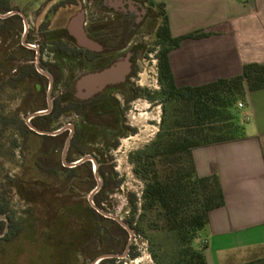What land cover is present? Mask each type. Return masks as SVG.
<instances>
[{"label":"rangeland","instance_id":"obj_1","mask_svg":"<svg viewBox=\"0 0 264 264\" xmlns=\"http://www.w3.org/2000/svg\"><path fill=\"white\" fill-rule=\"evenodd\" d=\"M133 1L147 8L150 17L134 39L139 50L134 56L136 74L120 91H112L113 94L118 93L119 98H103L102 103V109H112L114 106L121 114L119 129L111 131L94 126L84 122L83 116L73 114L61 117L53 125L56 129L70 121L75 124L79 137L72 159L84 155L100 158L104 170L112 171L116 181H121L118 188L106 193L103 203L106 212L116 215L127 224L130 217L129 196L135 193L140 197L144 188V183L133 172L131 156L149 147L159 132L162 118L155 36L162 17L154 0ZM12 3L26 11L29 22L35 26L52 9V0H13ZM87 8L91 17L101 15L95 7ZM37 11L41 16L35 19ZM73 13L71 10V15ZM63 14L61 21L68 16V13ZM21 33L22 30L15 33V41L20 40ZM71 89L73 87H57L54 95L72 92ZM138 89H142V95L132 98ZM106 94H111V91ZM9 95V91L0 92V117L14 115L17 123L10 129H5L0 123V197L9 204L8 215L22 222L23 229L13 242H5L0 247V264H90L101 253L122 254L120 242L112 241L111 244L98 234L100 225L109 230L110 223L100 222L91 216L93 221L88 224V195L93 187L90 177L85 170L68 174L60 170L59 166L53 169L46 167L45 171L37 166L34 155L41 148V139L34 135L21 139L17 130L20 121H26L34 108L30 101L25 104L24 98H8ZM45 101L46 98H43L34 107L40 108L46 104ZM239 104L236 107L243 119ZM127 127L133 128L135 133L123 136ZM61 154L62 149H59L49 160L58 163ZM148 235L145 237L133 231L130 251L135 249L139 255L134 260L125 258L120 264H162L153 257V252L160 254L159 245L163 244L164 235ZM194 246L199 248V239Z\"/></svg>","mask_w":264,"mask_h":264},{"label":"trees","instance_id":"obj_2","mask_svg":"<svg viewBox=\"0 0 264 264\" xmlns=\"http://www.w3.org/2000/svg\"><path fill=\"white\" fill-rule=\"evenodd\" d=\"M156 5L162 17V22L155 31L162 118L159 132L149 147L131 156L133 172L144 183V188L140 197L135 193L129 196L128 224L133 231L145 237H149L148 233L164 235V242L159 245L160 254L153 252V257L158 262L208 264L204 246L200 244L199 248H196L194 243L207 226L209 214L222 208L225 198L217 175L200 177L197 174L193 151L244 138L236 106L245 101L247 93L264 89V65H244L241 75L220 79L211 84L178 87L171 71L170 52L177 49L184 39H200L208 34L195 31L182 37H173L165 4ZM135 93L139 97L143 92L138 89ZM75 106L78 113L83 115L84 122H104V116L99 113L89 118L88 114L86 115V104L76 102ZM23 127L28 130L25 125ZM78 137L79 131L72 140L73 147L76 146ZM58 139L60 137L55 138ZM84 167L92 179L93 190L96 184L91 165L86 163ZM77 169L79 168L71 169V172H76ZM104 171L103 167L99 168L98 172L102 177L105 175ZM120 184L121 181H116V177L110 174L104 179L101 190L94 196L95 204L106 210L104 196ZM8 214L9 204L0 197V215H7L10 222L7 232L0 237V247L5 242H13L23 229L22 222L16 221ZM86 214L89 225L93 221L92 217L100 222L110 223L109 230L101 225L98 227L100 238L108 240L111 244L112 241L120 242L121 250L125 249L129 235L123 227L116 221L103 217L90 206ZM5 229L6 223L1 221L0 235ZM138 255L135 249H132L128 258L134 260ZM159 257H162V260H159ZM118 261L109 259L100 264H115ZM241 264H264V257Z\"/></svg>","mask_w":264,"mask_h":264},{"label":"crops","instance_id":"obj_3","mask_svg":"<svg viewBox=\"0 0 264 264\" xmlns=\"http://www.w3.org/2000/svg\"><path fill=\"white\" fill-rule=\"evenodd\" d=\"M154 1L165 4L173 37L208 34L184 39L170 52L178 87L211 84L241 75L244 65H264V0ZM240 104L244 138L193 151L197 174L217 175L225 198L200 234L208 264L264 257V89L247 93Z\"/></svg>","mask_w":264,"mask_h":264},{"label":"flooded vegetation","instance_id":"obj_4","mask_svg":"<svg viewBox=\"0 0 264 264\" xmlns=\"http://www.w3.org/2000/svg\"><path fill=\"white\" fill-rule=\"evenodd\" d=\"M12 1L0 0V92H11L8 98H24L25 104L30 101L34 109L27 115V119L32 116L29 122L33 127L44 132H59L56 135L39 134L29 127L26 119L24 122L20 121L17 129L19 135L21 139L27 138L28 135L41 139V148L34 155V161L39 168L45 171L46 167L53 169L59 166L60 170L67 171L68 174H71V169L79 168L77 171L85 170L86 175L90 177L84 167L86 163H90L96 184L92 161L71 167L72 163L83 157L72 159L74 152L72 140L78 131L77 126L71 121L56 129L53 125L63 116L69 117L71 114L83 116L76 110L75 103L79 102L86 104V115L88 114L89 118L95 113L105 118L104 122L99 124L87 123L111 131L119 129L121 114L115 110L114 106L110 110L102 109L103 98H119L118 93L113 94L112 91H120L136 74L134 56L139 50L138 43L134 42V39L150 18L148 9L144 8L140 2L133 0H52L51 12H47L35 26L29 22L26 11L17 8ZM88 6L95 7L101 15L97 18L91 17ZM71 10L74 11L72 15ZM64 12L68 13V16L61 21L65 15ZM10 13L13 14L7 16ZM79 15L83 18L82 28L86 37L96 45L94 48L80 46L72 33L73 20ZM39 16L41 15L37 11L34 18ZM20 30H22L21 38L17 42L14 40L17 39L15 33ZM127 54L131 55L129 59L131 71L124 82L106 85L101 92L85 97L89 99H79L82 97H79L75 90L79 78L86 74L101 72ZM61 86L73 87L72 92L65 91L55 96V89ZM107 91H111V94H106ZM135 96L134 94L132 98ZM43 98H46V104L35 108L34 105H38ZM0 123L5 129H10L17 123V119L14 115L13 117L1 116ZM24 125L28 130L24 129ZM71 126L74 132L63 158L66 141L71 136ZM132 132L135 133V130L127 127L122 135L133 134ZM58 137L60 139L55 140ZM59 149H62L61 160L58 163L50 161V157ZM92 157L96 160L99 171V168L103 167L102 159ZM104 172L103 177L99 174L101 179H107L110 174L115 176L112 171ZM128 254L129 252L125 258H128ZM125 258L112 259L119 260L118 263L116 262L119 264Z\"/></svg>","mask_w":264,"mask_h":264},{"label":"water","instance_id":"obj_5","mask_svg":"<svg viewBox=\"0 0 264 264\" xmlns=\"http://www.w3.org/2000/svg\"><path fill=\"white\" fill-rule=\"evenodd\" d=\"M11 14H13V13L8 14L7 16H9ZM82 21H83V18L81 15L77 16L73 20L72 33L76 37L78 44L80 46L85 47V48H94V47H96V45L86 37V35L83 31ZM25 27L27 28L26 23H25ZM130 56H131L130 54H127L124 58L117 61L115 64H113L109 68L104 69L101 72L86 74V75H83L81 78H79L76 82V85H75V90L77 92V95L79 97H82L79 99H82V100L89 99V98H85V97H90L96 93L101 92L106 87V85L124 82L126 80L127 76L129 75L130 71H131V62L129 60ZM31 117H29L27 119V124L29 125V127H31L33 130H35L37 133L47 134V135H56L59 133V132L51 133V132H44V131L38 130L37 128L33 127L30 124L29 121H30ZM73 132H74V128L71 126V136L66 141L64 151H63V158H65L66 152H67L69 144H70V139L72 138V135H73ZM86 161H92L93 162V173H94L96 181H97L95 188L88 195V201L90 203V206L97 213L104 216L105 218H109V219L116 221L130 235L129 242L126 246L125 252L122 255L103 254V255H100L99 257H97L90 264H98L105 259L125 258L127 256V253L130 250V246H131V243L133 240V230L127 223L121 221L116 215H112V214L106 212V210L101 209L100 207H98L95 204L94 196L100 191V189L103 186L102 179H101L99 172H98V164H97L96 160L91 155H85L81 159H79L78 161L72 163L71 167H76L77 165L84 163ZM1 221L6 222V229H5V232L0 235V237H2L7 232L8 227H9V223H10L8 217L5 215H0V222Z\"/></svg>","mask_w":264,"mask_h":264},{"label":"built area","instance_id":"obj_6","mask_svg":"<svg viewBox=\"0 0 264 264\" xmlns=\"http://www.w3.org/2000/svg\"><path fill=\"white\" fill-rule=\"evenodd\" d=\"M243 105L242 104H239V107L241 108Z\"/></svg>","mask_w":264,"mask_h":264}]
</instances>
